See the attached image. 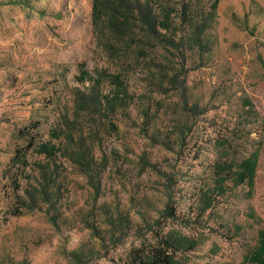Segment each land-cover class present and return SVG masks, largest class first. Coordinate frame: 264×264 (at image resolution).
<instances>
[{
  "label": "rangeland",
  "instance_id": "rangeland-1",
  "mask_svg": "<svg viewBox=\"0 0 264 264\" xmlns=\"http://www.w3.org/2000/svg\"><path fill=\"white\" fill-rule=\"evenodd\" d=\"M9 1L0 264H126L132 248L170 235L184 240L182 264H255L264 0H137V17L169 14L158 38L173 46L138 25L133 48L114 53L95 29L96 0ZM252 156L254 177L243 179Z\"/></svg>",
  "mask_w": 264,
  "mask_h": 264
},
{
  "label": "trees",
  "instance_id": "trees-1",
  "mask_svg": "<svg viewBox=\"0 0 264 264\" xmlns=\"http://www.w3.org/2000/svg\"><path fill=\"white\" fill-rule=\"evenodd\" d=\"M220 1L221 0L215 1L214 9H217ZM7 3L20 4L22 7H31L30 0H22L20 2L10 0ZM137 5H139L137 0H96L94 3L93 19L95 29L104 36L106 40L105 47L110 53L116 52L117 48H119L120 51L129 52L131 48H133V44L136 43V39L139 38L138 35L135 34L138 25L147 29V32L152 35L151 37L156 40V43L163 44L165 47L173 46V43H170L171 41L165 38V36H162L161 39L158 38L162 35V33H160L161 24L170 28L169 22L171 19L169 14H166L160 21L159 17L153 15L151 9L143 8L140 10V14L137 17L135 14V9L138 8ZM199 30L200 27L195 28V36H197ZM154 34L157 37H153ZM43 149L46 148L44 147ZM48 152L49 155H53L51 149H49ZM77 158L81 159L82 157L77 155ZM256 166L257 158L252 156L244 162L241 177L243 179L250 178V180H252L256 171ZM262 233H264V231ZM183 241L181 237L180 240H177L170 235L165 240H157L156 244H144L139 247H134L127 255L126 264H182L175 258L174 252L178 249H185ZM252 255V263L264 264V234L263 238L260 240L259 249L255 250Z\"/></svg>",
  "mask_w": 264,
  "mask_h": 264
}]
</instances>
